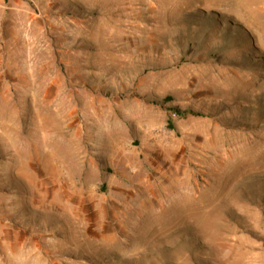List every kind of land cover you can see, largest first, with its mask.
I'll use <instances>...</instances> for the list:
<instances>
[{
    "label": "rangeland",
    "instance_id": "rangeland-1",
    "mask_svg": "<svg viewBox=\"0 0 264 264\" xmlns=\"http://www.w3.org/2000/svg\"><path fill=\"white\" fill-rule=\"evenodd\" d=\"M0 264H264V0H0Z\"/></svg>",
    "mask_w": 264,
    "mask_h": 264
},
{
    "label": "bare ground",
    "instance_id": "bare-ground-1",
    "mask_svg": "<svg viewBox=\"0 0 264 264\" xmlns=\"http://www.w3.org/2000/svg\"><path fill=\"white\" fill-rule=\"evenodd\" d=\"M162 1V0H161ZM105 24V23H104ZM103 32V31H102ZM111 33V32H110ZM103 34V33H102ZM87 35H89V33L87 34ZM246 163V162H245ZM239 165V164H238ZM233 167V166H232ZM246 167V166H245ZM234 168V167H233ZM236 168V167H235ZM230 169V168H229ZM227 172V171H226ZM234 174V173H233ZM230 175V174H229ZM206 194H207V192H206ZM207 197V196H206ZM180 200V199H179ZM201 200V199H200ZM182 201V200H181ZM185 202H186V200H185ZM199 202V201H198ZM201 202V201H200ZM181 203V202H180ZM176 206V205H175ZM185 208H187V206L185 207ZM21 251V250H20ZM25 252V251H24Z\"/></svg>",
    "mask_w": 264,
    "mask_h": 264
},
{
    "label": "trees",
    "instance_id": "trees-1",
    "mask_svg": "<svg viewBox=\"0 0 264 264\" xmlns=\"http://www.w3.org/2000/svg\"><path fill=\"white\" fill-rule=\"evenodd\" d=\"M169 124V126H170V123H168Z\"/></svg>",
    "mask_w": 264,
    "mask_h": 264
}]
</instances>
